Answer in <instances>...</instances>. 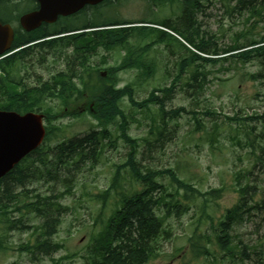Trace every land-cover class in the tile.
Instances as JSON below:
<instances>
[{
    "label": "rangeland",
    "instance_id": "374dc122",
    "mask_svg": "<svg viewBox=\"0 0 264 264\" xmlns=\"http://www.w3.org/2000/svg\"><path fill=\"white\" fill-rule=\"evenodd\" d=\"M113 1V8H102L96 12L97 19L124 20L132 22V27L168 32L195 51L182 36L158 23L166 20L172 24L180 23L184 16L183 0L162 5L147 0ZM197 1L193 11L199 25L196 27L201 35L211 39V49L231 46L236 39L242 40V35H238L241 33L249 38L264 36V11L261 12L262 16L252 18L251 12L238 6L236 0ZM261 1L258 3L260 9L264 8ZM27 9L29 7L24 8ZM87 13L93 15L94 12L89 9ZM99 14L103 17L100 18ZM153 39L154 36L149 41L134 44L140 49L141 45L151 43ZM71 51L60 47L55 53L49 51L31 55L26 60L25 68L17 75L18 81L22 85L35 87L40 81L49 80L52 75L66 70ZM125 54L124 50L102 49L91 56L89 66L94 69H101L99 66H103V69L117 67ZM186 56L188 54L180 51L174 43L170 46L166 43L153 46L149 60L153 59L156 64L154 76L139 84L138 70L121 72L118 75L119 88L134 84L135 99L143 101L154 89L172 86L176 65ZM223 57L213 56V59L220 60L208 64L204 90L199 95L196 90L188 88L186 75L176 84L165 100V109L173 111L182 108L185 112L172 120L167 117V131L158 141L156 124L152 122L157 119L158 109L151 106L149 110L142 111L133 107L128 99L123 104L128 117V134L139 140L141 145L137 161L143 173L172 169L182 180L203 193L221 190V196L217 199L205 203L200 198L186 214L169 218L167 228L170 231L161 241L159 256L147 264H240L242 261L246 264H264V58L247 64H234L224 62L221 60ZM76 68L81 70L82 67ZM95 74L94 83L97 81ZM3 75L1 71L0 77ZM85 77H88V72ZM157 95L165 96L163 93ZM47 103L57 105V102ZM77 109L83 110V106ZM195 117L202 124L198 132ZM55 123L68 127L65 134L69 138L73 135L84 137L92 130L100 131L89 114L80 120L66 118ZM109 129L115 142L104 140L105 146L96 163L86 161L77 166L63 167L54 163L56 158L50 152L42 156L47 164L42 166L40 162L35 163L38 169L33 178L15 191L21 195V211L15 213L13 218L15 221L21 220L25 227L6 232V227L0 222V237L4 238L7 246L0 251V264H91V258L87 255L92 236L102 230V220L109 216L118 201L112 192L102 219L100 213L104 198L99 197L111 186L117 168L124 165L130 151L121 138V129L115 125ZM144 139L152 141L153 145H146ZM63 140L61 134L50 145L55 146ZM48 170H51L50 175ZM158 181L166 187L167 193H175L170 176L158 177ZM121 182L122 187L130 189L132 178L128 170L122 172ZM241 187H250L247 204L251 210L233 228L232 255H227L217 245L211 227H217L226 212L241 200ZM26 192L30 198L24 196ZM37 196L50 199L52 207L47 214L60 216V225L51 241L62 248L50 256L44 253L31 255L21 250L41 239V225L45 219L34 213L29 214L23 208L24 204L37 202ZM59 204L62 208H58ZM13 208L14 203H9L8 213H12ZM17 225L20 226L19 223ZM195 234L193 240L196 245L207 247L210 256L198 258L192 253Z\"/></svg>",
    "mask_w": 264,
    "mask_h": 264
},
{
    "label": "trees",
    "instance_id": "16d2710c",
    "mask_svg": "<svg viewBox=\"0 0 264 264\" xmlns=\"http://www.w3.org/2000/svg\"><path fill=\"white\" fill-rule=\"evenodd\" d=\"M122 1L117 0L118 3ZM147 1L162 5L167 2L173 4L181 0ZM236 1L238 6L251 12L252 18L262 16L261 12L264 8L260 9L259 0ZM112 2L109 0L94 8L93 15L81 12L73 17L61 18L55 24H43L32 32H26L19 25L20 17L24 13L37 9V3L32 0L0 1V21L15 27V39L11 52L0 60V72L4 73L0 79V110L42 113L45 116L47 131L44 144L0 180V222L6 227V232L25 227L21 220L15 221L13 218L15 213L21 211L19 207L21 195L16 194L15 191L33 178L38 169L35 163L40 162L42 166L47 164L43 155L50 152L56 158L54 163L63 167L77 166L86 161L96 163L105 146L104 140L109 139V143L115 142L112 141V133L109 129L115 125L121 129V138L130 151L124 165L117 168L111 186L99 197L104 198L100 213L102 219L112 192L115 193L118 201L109 216L102 220V230L92 236L87 256L91 258V264H147L159 256L161 241L170 231L167 228V220L186 214L200 198H203L205 203L208 200L217 199L221 196V190L203 193L191 183L182 180L177 171L172 169L149 170L143 173L137 161L141 145L139 140L128 134L129 123L123 109L124 102L128 99L133 107L142 111L149 110L151 106L158 109L157 119H152V122L156 124L155 135L158 141L167 131L169 124L167 117L169 116L172 120L181 116V112H185L182 108L173 111L165 109V100L169 98L176 84L185 75L188 76V88L196 90L199 95L204 90L208 64L220 60V58L213 59V56H224L221 60L234 64H247L260 60L264 58V36L249 38L245 36V33H241L238 35H242V40L236 39L231 46L225 49H211V39L200 34L196 27L199 26L198 21L193 16L194 7L198 1L183 0L184 16L180 23L172 24L168 20L158 23L182 36L190 46L194 47L195 51H192L168 32L147 27H132V22L124 20L97 19L96 12L102 8H113ZM261 3H264V0ZM25 7L29 9L24 10ZM100 16L102 15L99 14ZM153 36V41L141 45L140 49L134 44V42L149 41L148 39ZM163 43L168 46L172 43L177 44L180 51H185L188 56L182 57L177 63L176 77L171 87L154 89L147 99L139 102L135 99L134 84L119 88L118 75L121 72L135 69L139 72L137 77L139 84L151 79L156 72V64L153 59L149 60V53L153 46ZM60 47L72 50L71 57L67 60L66 70L52 75L47 81H40L35 87L22 85L18 81L17 75L25 68L27 58L37 53L49 51L55 53ZM102 49L105 51L124 50L126 54L122 63L117 67L103 69V66H99L101 69H94L89 66V59ZM76 66H81V70ZM89 71L93 74L97 73L95 75L98 87L94 83V75ZM87 72L88 77H85ZM157 93H163L165 96L162 98ZM47 101L57 102V105L51 106ZM79 106H83V110L77 109ZM85 114L93 117L100 131L92 130L84 137L73 135L69 138L65 134L68 127L58 126L55 123L66 118L80 120ZM194 120L198 132L202 124L196 117ZM61 134L64 140L51 146L50 144L60 138ZM143 142L149 146L153 145L148 139H144ZM90 149L91 151L88 152ZM53 168L57 169V166ZM124 170H128L132 178L129 190L121 186ZM50 172L51 170L47 171L49 175ZM167 175L173 182L174 194L167 193L166 187L158 181V177L163 178ZM249 188L239 189L241 200L226 212L217 227H211L217 245L227 255H232L231 232L233 228L243 220L245 213L251 210L247 204ZM24 196L30 198L28 192ZM36 198L37 202L24 204L23 208L29 214L34 213L37 217L45 219V223L41 225L42 240L38 239L34 245H26L21 250L31 255L44 253L50 256L62 248L61 245L51 241L60 225V216L47 214L52 207L50 199H43L39 196ZM11 202L14 203V208L12 213H8L7 208ZM58 208L62 206L59 204ZM195 237L196 234L192 240ZM193 242L197 244L196 241L193 240ZM195 245L192 246V253L196 257L210 256L207 247ZM6 248L4 238L0 237V251ZM244 254L245 252L242 253ZM240 264L246 263L242 261Z\"/></svg>",
    "mask_w": 264,
    "mask_h": 264
},
{
    "label": "water",
    "instance_id": "95a60500",
    "mask_svg": "<svg viewBox=\"0 0 264 264\" xmlns=\"http://www.w3.org/2000/svg\"><path fill=\"white\" fill-rule=\"evenodd\" d=\"M33 1L39 8L20 18V26L26 32L43 24H54L60 17L75 15L87 6H98L107 0ZM14 39L13 27L0 21V58L11 51ZM44 120L43 114L0 110V179L43 145L47 133Z\"/></svg>",
    "mask_w": 264,
    "mask_h": 264
},
{
    "label": "flooded vegetation",
    "instance_id": "af4514ba",
    "mask_svg": "<svg viewBox=\"0 0 264 264\" xmlns=\"http://www.w3.org/2000/svg\"><path fill=\"white\" fill-rule=\"evenodd\" d=\"M89 9H90V7H87V8H86V11H88ZM0 79H2V77H0Z\"/></svg>",
    "mask_w": 264,
    "mask_h": 264
},
{
    "label": "bare ground",
    "instance_id": "6f19581e",
    "mask_svg": "<svg viewBox=\"0 0 264 264\" xmlns=\"http://www.w3.org/2000/svg\"><path fill=\"white\" fill-rule=\"evenodd\" d=\"M75 28V27H74ZM118 29V28H117ZM16 53V52H15ZM91 55V54H90ZM85 56V55H84Z\"/></svg>",
    "mask_w": 264,
    "mask_h": 264
}]
</instances>
